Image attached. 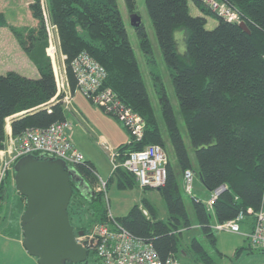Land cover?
I'll return each instance as SVG.
<instances>
[{"label": "trees", "instance_id": "16d2710c", "mask_svg": "<svg viewBox=\"0 0 264 264\" xmlns=\"http://www.w3.org/2000/svg\"><path fill=\"white\" fill-rule=\"evenodd\" d=\"M225 1L240 14L249 33L236 22L216 15L200 0H145L196 159L194 167L160 77L153 74L161 117L180 175L185 169H192L209 193L224 186L211 211L207 210L203 199L191 196L196 224L213 245L215 235L210 228L211 217L222 222L242 211L245 221L241 227L249 230L253 212L264 204V0ZM124 2L129 13L135 12V0ZM190 4L197 10V15L190 13ZM27 6L36 20L34 26L10 25L0 12V26L9 27L37 70L36 77L10 69L0 73V150L8 135L7 121L10 135L18 136L27 128H45L66 119L62 104L54 99L55 75L46 53L48 23L56 28L69 89L73 90L75 86L70 62L79 52L86 51L106 71L102 85L110 87L122 103L144 120L142 137L136 140L130 135L128 142L118 145L116 160L123 161L130 151L140 150L148 144H159L164 148L159 122L117 1L47 0V15H44L41 0H30ZM207 16L215 18L212 28L206 27ZM134 29L139 47L150 55L151 47L141 22ZM178 29L185 31L183 54L176 50L174 31ZM69 165L75 166L91 186L97 181L95 169L86 159ZM13 174V168L8 170L0 183V231L12 225L21 232L20 216L26 198L15 189ZM112 180L119 189L138 186L134 175L119 166L106 180V186ZM9 191L16 192L17 198L9 200ZM157 191L168 213L165 220L157 216L156 209L145 196L141 197L142 205L133 204L126 214L115 219L132 234L149 240L160 257L172 255L177 259L182 229L189 227L191 222L175 169L169 160L165 182ZM103 195V191H95L94 195L84 198L90 203L88 213L92 219L78 230L85 232L92 223L107 220ZM79 196L72 182L68 213H76L83 206ZM8 212L10 217H7ZM12 218L18 219V223L11 222ZM190 246L198 257L210 261L195 238L190 240ZM257 250L264 253V249Z\"/></svg>", "mask_w": 264, "mask_h": 264}, {"label": "built area", "instance_id": "2783aa9c", "mask_svg": "<svg viewBox=\"0 0 264 264\" xmlns=\"http://www.w3.org/2000/svg\"><path fill=\"white\" fill-rule=\"evenodd\" d=\"M200 1L227 21H241L240 14L225 0ZM50 34V27L47 26V49L48 52H53L54 45L51 43ZM70 66L75 77L73 90L69 89L66 79L62 80L55 74L54 99L62 104L63 109L68 111L73 92L79 91L105 113L115 117L133 139L139 140L143 135L144 120L140 114L122 103L110 87L102 85L106 77L104 67L86 51L79 52L71 60ZM71 126V122L64 119L45 128H27L18 136H12L8 132L4 147L0 150V183L5 173L12 169L14 161L27 154L49 155L61 158L69 164L81 163L85 157L70 137ZM103 147L108 152L111 169L123 167L134 175L139 187L157 189L164 184L168 157L161 145L148 144L140 150L130 151L123 161L116 160V150L110 149L106 143H103ZM94 173L97 177L95 191L105 192L106 180ZM194 175L190 168L182 173L184 190L190 195ZM223 189L224 186L220 185L209 193V198L203 201L207 210H212L213 202ZM247 212L252 214L250 209ZM143 213L146 214V210ZM107 214L106 221L92 223L82 235L75 233V240L87 247L102 264H180L172 255L160 257L149 240L132 234L111 213ZM252 215L253 224L249 230H242L241 225L245 221L242 211L222 222L214 219L210 228L214 231L242 233L252 248L264 249V204Z\"/></svg>", "mask_w": 264, "mask_h": 264}, {"label": "rangeland", "instance_id": "374dc122", "mask_svg": "<svg viewBox=\"0 0 264 264\" xmlns=\"http://www.w3.org/2000/svg\"><path fill=\"white\" fill-rule=\"evenodd\" d=\"M117 3L119 9L121 10V15L126 28L128 40L137 60L138 67L140 69V73L146 87V92L148 94L154 114L159 122L164 140L165 152L167 154L169 162L175 169L182 198L191 222V225L189 227L182 229V233L179 237L178 251L176 253L178 262L180 264H264V253L257 250V248L250 247L248 240L244 234L228 231H214L215 244L213 245L198 228L191 208V196H196L200 199H203V201H206L209 198V192L204 188L199 178H197L195 175L193 179L191 195L186 193L184 190L183 178L181 183L182 175H180V169L178 167L176 157L174 155L172 146L167 136L164 122L161 117L160 107L157 99L158 95L155 90L154 79L152 76L153 74H157L160 77L165 93L170 101L174 115L176 117L177 125L182 135L183 142L188 151L189 158L194 167H196V159L189 142V137L182 116L179 111L177 98L171 82L170 71L166 66L161 54L155 32L146 9L145 0H135L134 9L135 13L139 15L141 24L143 25L146 32L151 47L150 55H146L139 47L137 34L134 27L130 24V13L127 11L124 0H117ZM189 9L192 15H197L195 8L191 4ZM0 12L4 14L5 19L10 25L16 27L30 26L28 24L31 21V16L27 4H25V0H0ZM214 25L215 18H213L212 16H207L206 27L212 28ZM184 37V29H178L174 31L176 50L180 54H183L185 49ZM12 42L15 43V49L11 47ZM16 47H19V45L12 35L11 31L9 30V27L0 26V73H4L9 69L13 70V68H17L22 65V61H19L20 56L17 55ZM30 64L35 67L31 60ZM55 64L57 69V63ZM35 71L36 73H34L35 75H37V70ZM26 73L29 75L32 74V72L29 70H27ZM65 114L67 115V111H65ZM9 192V200L17 198L16 192ZM113 192H115V194H118L119 198L121 199L129 197L130 194L140 193L142 191L137 189L136 186L119 190L116 186V182L114 184H111V182H109L108 186H106L105 188V192L103 195V204L107 208L108 213H112V208H110V206L114 202ZM142 196H145L146 198H148V200L151 201L154 208L156 209V214L159 218L164 220L167 218L168 213L166 207L157 189H145ZM139 198L140 199L138 200V203L142 205L141 195ZM79 201L83 202V206L78 210V212L68 213L70 223L73 226L75 232L78 231L79 226L90 223L89 221L92 219V217L88 213V207L90 205L89 201L82 198L81 196H79ZM10 215L11 214H9L8 212L7 217H10ZM18 221V219H11V222H15V224H17ZM210 222H214L213 217H211ZM0 234L5 235L6 237H10L11 235L19 236L21 235V232L17 231L16 228H12L11 225L6 230L0 231ZM192 238H195L201 244L210 259L209 262L204 261L202 258L198 257L196 253L193 252L190 246V240ZM94 258L95 257L93 253L89 251L86 258L88 260V264H102L98 259Z\"/></svg>", "mask_w": 264, "mask_h": 264}, {"label": "water", "instance_id": "95a60500", "mask_svg": "<svg viewBox=\"0 0 264 264\" xmlns=\"http://www.w3.org/2000/svg\"><path fill=\"white\" fill-rule=\"evenodd\" d=\"M130 24L136 27L141 20L130 13ZM246 33L244 21L237 23ZM13 181L17 192L26 198L20 216L21 243L37 264H65L86 260L88 249L75 240L70 223L68 204L72 182L79 194L88 198L95 194L75 166L65 160L44 154H27L13 163ZM78 235L83 231L78 230Z\"/></svg>", "mask_w": 264, "mask_h": 264}, {"label": "crops", "instance_id": "0c3cea01", "mask_svg": "<svg viewBox=\"0 0 264 264\" xmlns=\"http://www.w3.org/2000/svg\"><path fill=\"white\" fill-rule=\"evenodd\" d=\"M29 1L30 0H25V4L28 5ZM41 1L44 15H47V0ZM119 11L121 13L120 9ZM30 20L31 21L28 25L34 26L36 24V20L32 16L30 17ZM47 26L50 27V38L51 43L54 45V49L53 52H48L47 49L46 53L50 57L55 74L62 78V80H65L66 76L63 63L64 55L59 50V39L56 28L50 25V23H48ZM14 44L15 43L13 42L11 43V47L13 49H15ZM20 49L19 47H16V52L17 55L20 56L19 61H22V65H20V67L13 68V70L26 76L36 77L35 67L30 64L29 58L22 51V49ZM55 63H57V69ZM26 69L31 71L32 74H27ZM65 117L71 122L72 126L69 130V134L74 144L83 153L85 159L92 164L95 172L104 180H108L113 174V170L111 169L108 152L104 149L103 143H106L110 149L115 150L118 145L130 140L129 131L122 126L115 117L105 113L101 108L94 105L79 91L73 92L72 102L67 111V115L65 114ZM6 130L7 133H10L8 122ZM112 183L114 184L115 181L112 180L111 184ZM90 187L95 190L96 182L93 186L90 185ZM136 188L142 192L130 194L129 197L121 199L118 194L113 192L114 202L111 204L110 208H112L111 214L114 217L126 214L133 204L138 203V200L140 199L139 197L140 195L142 197L145 189L139 186H136ZM21 238L22 237H6L5 235L0 234V264H37L36 258L28 254L22 246Z\"/></svg>", "mask_w": 264, "mask_h": 264}, {"label": "flooded vegetation", "instance_id": "af4514ba", "mask_svg": "<svg viewBox=\"0 0 264 264\" xmlns=\"http://www.w3.org/2000/svg\"><path fill=\"white\" fill-rule=\"evenodd\" d=\"M74 264H88V261L86 262V260H84L82 262H77V263H74Z\"/></svg>", "mask_w": 264, "mask_h": 264}]
</instances>
